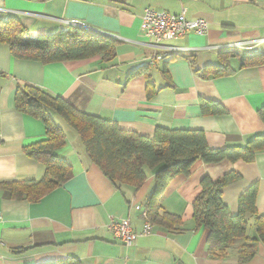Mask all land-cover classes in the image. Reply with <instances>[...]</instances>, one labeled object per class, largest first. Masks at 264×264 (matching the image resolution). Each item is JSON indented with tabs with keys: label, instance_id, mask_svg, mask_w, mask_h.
Returning <instances> with one entry per match:
<instances>
[{
	"label": "crops",
	"instance_id": "1",
	"mask_svg": "<svg viewBox=\"0 0 264 264\" xmlns=\"http://www.w3.org/2000/svg\"><path fill=\"white\" fill-rule=\"evenodd\" d=\"M146 8L173 15L184 8L188 20L207 22V32H190L165 43L166 50L155 51L140 30ZM9 17L17 18L32 37L65 28L61 21H79L118 43L115 57L107 63L93 57L48 65L13 59L8 47L0 44V183L38 181L44 174L43 166L23 153L45 133L41 121L15 110L18 86L39 88L82 113L146 138H152L156 127L201 130L209 148L227 149L244 147L249 137L264 133L257 116L264 105V65L239 69L240 58L264 54V44L246 51L224 48L264 39V0H0V19ZM226 53L238 55L229 60L232 75H200L205 68L220 66V55ZM137 71L141 73L127 79ZM201 100L219 103L227 114L202 116ZM62 127L65 143L55 155L71 165L72 177L37 203L15 201L0 191V264L67 259L79 264H264L261 243L247 263H238L235 253L212 258L209 232L192 221V202L201 180H219L230 173L240 177L222 190L230 214H237L240 195L254 185L257 216H264V151L251 163L196 161L189 175L174 177L164 193L163 210L182 222L177 231L151 226L148 235L126 247L114 238L109 224L129 219L133 231L142 232L144 204L156 174L166 166L146 169L137 190L116 188L86 156L77 134ZM253 220L247 216L249 238H256Z\"/></svg>",
	"mask_w": 264,
	"mask_h": 264
},
{
	"label": "trees",
	"instance_id": "2",
	"mask_svg": "<svg viewBox=\"0 0 264 264\" xmlns=\"http://www.w3.org/2000/svg\"><path fill=\"white\" fill-rule=\"evenodd\" d=\"M117 40L94 31L65 26L53 33L32 37L17 18L0 19V44L6 45L13 59L38 62L42 65L86 60L100 57L101 63L115 57ZM237 54H221V65L200 71L203 78L224 77L234 73L229 60ZM264 65V54L240 58L239 69ZM141 72L131 73V79ZM144 73V71H142ZM165 75V74H164ZM2 77V74H0ZM147 83L150 76L145 74ZM14 107L19 113L42 122L44 139L23 148L26 157L39 162L44 168L38 180L0 183V191L15 201L37 203L45 195L60 187L72 177L71 165L59 159L55 152L65 143L62 125L69 127L80 139L86 156L115 186L139 189L146 179L145 170L160 164L166 168L156 174L154 188L144 204L143 216L150 226L169 232L177 231L180 218L162 208L164 193L177 175H189L196 161L205 165L223 161L251 163L255 154L264 151V133L249 137L244 147L211 149L201 130H170L156 127L152 138L119 129L116 123L87 115L76 110L67 101L53 97L36 87L18 86L14 94ZM200 113L205 117L226 115L217 102L201 100ZM264 123V105L257 112ZM240 177L230 173L219 180L204 177L200 192L192 202V221L196 228L209 232L208 253L214 259H225L235 253L238 263H247L256 254L257 246H264V216H257V187L250 186L238 199V212L231 215L222 200V190ZM247 216H252L256 238L246 235ZM240 240L239 245H234ZM40 264H79L76 259Z\"/></svg>",
	"mask_w": 264,
	"mask_h": 264
},
{
	"label": "built area",
	"instance_id": "3",
	"mask_svg": "<svg viewBox=\"0 0 264 264\" xmlns=\"http://www.w3.org/2000/svg\"><path fill=\"white\" fill-rule=\"evenodd\" d=\"M61 23L65 26H75L84 30L97 32L95 29L79 21H61ZM140 30L149 46L155 51H159L167 49L166 46H164L165 43L176 41L190 32L200 36L205 35L207 32V22L201 18L188 20L185 17L184 8H182L181 13L178 15L146 8L142 13ZM98 33L104 34L103 32ZM261 44H264V39L242 44H233L225 46L224 48L229 49L230 51L235 49L246 51L254 49L257 45ZM160 58V55H154V59L159 60ZM150 227L151 226L146 223L142 232L140 234H136L131 227L129 219H122L111 220L108 229L113 234L114 238L122 245L130 247L134 244L138 236L148 235Z\"/></svg>",
	"mask_w": 264,
	"mask_h": 264
},
{
	"label": "rangeland",
	"instance_id": "4",
	"mask_svg": "<svg viewBox=\"0 0 264 264\" xmlns=\"http://www.w3.org/2000/svg\"><path fill=\"white\" fill-rule=\"evenodd\" d=\"M261 45H263V44H261ZM258 46H260V45H257L256 47H258Z\"/></svg>",
	"mask_w": 264,
	"mask_h": 264
}]
</instances>
